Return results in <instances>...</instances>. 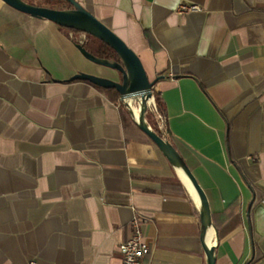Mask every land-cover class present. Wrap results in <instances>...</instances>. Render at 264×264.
<instances>
[{"label":"crops","instance_id":"0c3cea01","mask_svg":"<svg viewBox=\"0 0 264 264\" xmlns=\"http://www.w3.org/2000/svg\"><path fill=\"white\" fill-rule=\"evenodd\" d=\"M76 1L168 81L163 129L207 197L216 264H264V0ZM78 42L0 0V264H124L134 216L146 263L206 264L196 192L119 97L69 79L117 76Z\"/></svg>","mask_w":264,"mask_h":264},{"label":"water","instance_id":"95a60500","mask_svg":"<svg viewBox=\"0 0 264 264\" xmlns=\"http://www.w3.org/2000/svg\"><path fill=\"white\" fill-rule=\"evenodd\" d=\"M2 1L33 17L47 19L61 27L85 33L113 50L115 57L99 56L89 50L84 42H78L76 44L77 48L87 59L111 68L117 76L116 79H113L91 73H77L69 79L87 80L103 88L115 89L118 92L120 101L129 110L132 119L138 127L153 141L169 164L188 179L199 200L200 240L206 264H216L215 244H208L207 236L209 235V229H213L215 240L217 241V232L212 221L205 192L169 138L160 136L145 120L150 98V85L161 76L149 77L137 53L112 29L76 0H64L68 3V7L65 8L46 7L32 4L25 0Z\"/></svg>","mask_w":264,"mask_h":264},{"label":"built area","instance_id":"2783aa9c","mask_svg":"<svg viewBox=\"0 0 264 264\" xmlns=\"http://www.w3.org/2000/svg\"><path fill=\"white\" fill-rule=\"evenodd\" d=\"M179 12H187L199 10L196 4H180ZM168 86V81L163 77L154 81L150 85V98L148 100V110L155 116L158 127L162 128L164 123V116L160 111L159 103L161 94ZM132 234L131 236L118 245V250L122 255L124 264H148L145 262V257L150 253L149 245L143 240L139 227V220L134 216L131 220ZM34 264L33 261L30 262Z\"/></svg>","mask_w":264,"mask_h":264},{"label":"trees","instance_id":"16d2710c","mask_svg":"<svg viewBox=\"0 0 264 264\" xmlns=\"http://www.w3.org/2000/svg\"><path fill=\"white\" fill-rule=\"evenodd\" d=\"M25 1H27V0H25ZM59 1H62L60 3H65L64 0H59ZM27 2L32 3L30 1H27ZM32 4H35V3H32ZM57 8H65V6L59 4V6ZM66 29H69V28H66ZM70 30H73V29H70ZM73 31H76V30H73ZM84 44L87 46V48L89 50H91L92 52H94L95 54H97L99 56L115 57V54H114L112 49H110L109 47L105 46L104 44H102L101 42H99V41H97L95 39L91 40L90 42L85 41ZM95 86H97V85H95ZM97 87L99 89L105 91L110 96V98L112 100H115V101L118 100L119 95H118V92L115 89H113V88H103V87H100V86H97ZM153 130H155L160 136L168 138V136H167L165 130L163 129V127L162 128L154 127ZM218 225H220V224L218 223Z\"/></svg>","mask_w":264,"mask_h":264},{"label":"rangeland","instance_id":"374dc122","mask_svg":"<svg viewBox=\"0 0 264 264\" xmlns=\"http://www.w3.org/2000/svg\"><path fill=\"white\" fill-rule=\"evenodd\" d=\"M27 1H30L32 3H35L36 5H41V6H46V7H53V8H57L60 5H64L65 7H68V3L65 2V3H60L62 1H59V0H27ZM71 36L74 37V39H76V41L78 42H85V41H91V40H94L92 37H89L87 36L85 33H82V32H79V31H73V30H70V29H67ZM93 50V49H92ZM147 116L149 117V119L153 116V113L151 111H148L147 112ZM153 119H155L156 121V118L155 116H153Z\"/></svg>","mask_w":264,"mask_h":264},{"label":"bare ground","instance_id":"6f19581e","mask_svg":"<svg viewBox=\"0 0 264 264\" xmlns=\"http://www.w3.org/2000/svg\"><path fill=\"white\" fill-rule=\"evenodd\" d=\"M182 175H183V174H182ZM183 178H184V180L187 182V184L190 186V188H191L193 191H195V190L193 189L192 185L190 184V182L188 181V179H187L184 175H183ZM208 234L210 235L211 232L208 231Z\"/></svg>","mask_w":264,"mask_h":264},{"label":"flooded vegetation","instance_id":"af4514ba","mask_svg":"<svg viewBox=\"0 0 264 264\" xmlns=\"http://www.w3.org/2000/svg\"><path fill=\"white\" fill-rule=\"evenodd\" d=\"M88 42H90V41L88 40Z\"/></svg>","mask_w":264,"mask_h":264}]
</instances>
